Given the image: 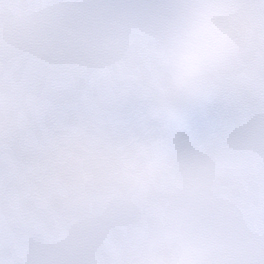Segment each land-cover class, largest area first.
<instances>
[{
  "label": "snow or ice",
  "instance_id": "obj_1",
  "mask_svg": "<svg viewBox=\"0 0 264 264\" xmlns=\"http://www.w3.org/2000/svg\"><path fill=\"white\" fill-rule=\"evenodd\" d=\"M0 264H264V0H0Z\"/></svg>",
  "mask_w": 264,
  "mask_h": 264
}]
</instances>
